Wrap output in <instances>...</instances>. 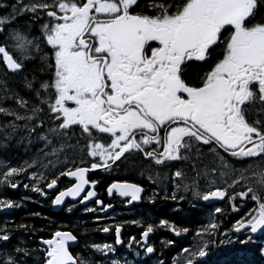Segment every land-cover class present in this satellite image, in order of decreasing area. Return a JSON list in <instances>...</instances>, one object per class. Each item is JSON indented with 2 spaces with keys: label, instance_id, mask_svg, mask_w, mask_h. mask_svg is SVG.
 I'll use <instances>...</instances> for the list:
<instances>
[{
  "label": "snow or ice",
  "instance_id": "obj_1",
  "mask_svg": "<svg viewBox=\"0 0 264 264\" xmlns=\"http://www.w3.org/2000/svg\"><path fill=\"white\" fill-rule=\"evenodd\" d=\"M0 10L5 12L0 15V59L7 71L21 73L29 62H38V72L48 76L23 77V86L38 101L31 107L29 100L0 80V102L14 99L25 113L0 106V113L13 117L0 126V131L12 130L0 138V148L8 147L19 127L16 121L21 120L29 132L21 142L27 139L31 146L33 134L43 142L24 166L0 162V168L7 169L0 171V185L16 188L19 181L15 178L34 165L47 169L72 164L74 170L67 168L59 174L76 180L52 201L60 205L65 197H79L85 185L97 183L85 178L89 169L78 166L85 161L82 156L77 161L76 150L98 158L91 169L105 170L139 153L159 167L190 163L195 173L190 176L178 168L169 177L152 167L142 170L154 183L171 179L177 191L203 201L227 196L229 201L247 198L254 202L234 225L235 232L250 233L239 243H250L252 234L264 232V0H0ZM24 16L31 20L20 25ZM35 25H39L37 31H33ZM45 109L50 120L42 118ZM76 127L81 137H76ZM98 134H108L110 142H100ZM80 138L86 139L83 146ZM67 151L73 152L72 158ZM205 157H211L209 164L204 163ZM30 179L34 180L32 191L47 195L39 186L46 179L45 172L32 171ZM58 179H51L46 187L53 189ZM29 187L24 184L25 189ZM114 190L130 197L129 203L140 200L143 192L140 185L127 181H114L109 195ZM95 195L87 191L80 203ZM171 198L177 199L175 192ZM96 203L103 205L100 200ZM17 206L12 200L0 201V209ZM232 208L239 211L235 204ZM219 227L213 215L196 234L193 247L182 249L188 253L183 264H197L198 258L206 257L214 241L204 237H211ZM102 231L109 232V227ZM152 232L148 225L141 233V246L148 254L154 252L147 244ZM0 233V242L6 244L11 238L8 230L0 229ZM76 241L71 231L58 229L49 239L41 237L43 248L20 244L10 250L0 248V264H99L74 255L70 242ZM133 242L140 243L131 237L129 249ZM121 244V226L116 225L115 245ZM86 247L105 256L116 253L113 244ZM110 264L129 261L112 259Z\"/></svg>",
  "mask_w": 264,
  "mask_h": 264
},
{
  "label": "flooded vegetation",
  "instance_id": "obj_2",
  "mask_svg": "<svg viewBox=\"0 0 264 264\" xmlns=\"http://www.w3.org/2000/svg\"><path fill=\"white\" fill-rule=\"evenodd\" d=\"M141 2H143V0H141ZM23 20L24 21L22 22L26 24L31 20V17L24 16ZM38 28L39 25H35L33 27V31H37ZM29 70L32 69L26 67V72L24 71L21 73H12L8 71V87L14 91L19 92L21 96L29 100V107H31L33 103H38L34 93L27 90L23 86L22 82H18V80H23V77L25 75H28L29 77V74L27 72ZM37 76L38 79H48L47 75L40 72L37 73ZM36 87H39V85L37 84ZM8 108H16L21 115L25 114L23 109H18V106L16 105L14 99L8 100ZM42 118L45 120L51 119L46 109ZM12 120L13 117L8 116V123H10ZM16 123L19 125V127L14 133H12L11 139L7 142L8 147L5 148L8 153V162H2L11 167L24 166L25 161L30 162L38 154V149L43 147V142L37 141L34 134L32 136V139L33 141H36L33 142L31 146L28 145L27 139H24L21 142V137H28L29 132L28 129L24 128L25 121H16ZM8 132H12V130L8 129ZM74 132L76 137H81V130L79 129V127H76L74 129ZM160 134L161 136L163 135V130ZM98 135L100 142H110L108 134ZM137 139H139V136L137 137ZM72 143L75 144L76 140L74 139ZM84 144H86V139L80 138V146H83ZM47 150L51 151V148ZM205 151H207L206 148ZM3 153L4 148H0V154ZM67 154L70 158H72V151H67ZM74 155L77 161H79L81 156L85 161L84 164H78V166L87 167L89 169V171L85 174V178L90 182L96 181L97 183L94 187H92L91 183H89L88 186H86L85 191L76 201L68 200L58 211L53 212H55L57 216H61L60 220L62 219L63 222L71 223V226H73L74 228L75 226H80L83 227L82 229H88L83 225L89 223L90 227L94 229V233L96 235L95 242L93 240L92 244L93 242L95 244L101 245L108 243L113 244L116 248L117 245H115V226L120 225L122 229L121 239L123 241V244L116 248V255L118 259L126 258L129 261V264H161V262L162 264H164L166 260H164L163 256L166 255V252L167 254L169 252V256L171 257V260H173V264H183V259L188 256V253L183 252L182 249L189 248L190 242L192 244L195 243L194 239H190V230L187 233H184L182 231L184 228L188 229V227L186 226L189 225L188 222L190 221V215L192 216L191 220L197 221L198 223L196 227V234L201 231V229L199 228H203L209 223V219L213 215L218 224L219 218L221 217V215H224V225L219 224L220 227L222 226L224 229L228 230H231L233 227L234 230L236 221L240 220L242 216H244L247 212L250 211V209L255 206L254 202L250 201V199L237 198L236 200L229 201L227 196L223 200L218 199L213 201L212 203H207L206 201L200 199H194L190 194L184 193L182 189L177 191L171 179L162 178L160 181L154 183L152 179H149L147 172H144L143 175L141 174L142 170L152 167L159 170L162 173V176L163 174H167L170 177L171 174L174 173L178 168L184 169L190 176L195 175V173L192 172L191 164L187 162H171L170 165L159 167L155 166L150 161L143 159L141 154L133 153L132 155L128 156V159L124 163L117 162V164H119V167L113 165L110 170H105L104 168L91 169V163L99 162L98 158H92L87 156L86 154L82 155L78 150L75 151ZM61 158H63V156H61ZM210 160L211 157H205L204 163L209 164ZM44 163H47V160H44ZM200 166L202 167L203 165ZM49 168L50 170H47ZM49 168L42 169L34 165L33 168L29 169L26 173H22L18 177H16L15 179L17 180L18 178L19 181L18 186L16 188H11L10 186H8L13 190L12 192L14 194H12V196L19 197L16 201L29 202L31 200L29 195L33 192V201L39 202L42 205L43 202L50 204L52 210V201L55 199L56 195L60 191L71 187L72 184L76 182V180H71L67 176H59L60 172L66 171L67 168H73L74 170V166L72 164H68L63 167L57 164L55 168ZM6 170V168H0V171ZM32 171L45 172L46 179L42 181L39 186L43 187L44 192L47 193V195H42L31 190V186L34 183V180L30 179ZM57 177H59V179L57 180L56 187H54L53 189H48L46 187V184L50 182L51 179ZM2 178L3 177H0V179ZM114 181H127L128 183L140 185L143 188V192L140 194L141 199L129 203L130 197H121L117 192L109 195L108 187ZM24 183L29 184L30 187L27 190L23 189L21 191L19 185H23L24 187ZM217 184L223 187L219 179H217ZM203 186L204 181L201 180V187ZM8 187L0 185V200H8V190L4 191V188L8 189ZM91 189L95 191L96 197L89 204L83 205V203H80V201L82 197L87 194V191ZM2 192L4 194H2ZM174 192L177 195V199L175 200L171 198L172 193ZM180 195H184L185 199L180 200ZM97 200L102 201L103 205L99 206V204L96 203ZM233 204L237 206L239 211L233 210ZM104 205H110V208L108 207L109 210H106V208L105 210L101 211L100 209ZM217 207L222 209L221 213H215V209ZM86 208L96 209V211H86ZM69 209H71V211H69ZM173 218H175V221H173ZM143 220H148L149 225H152L153 227V232L149 236L147 243L154 248V252L151 254L146 253L144 247L141 246L143 245L141 240V233L148 226V224L142 225ZM178 220H181L179 221L181 222V225L177 224ZM226 220L228 221L226 222ZM132 221H138L139 223H132ZM161 221H167L168 224L161 225ZM173 226L175 227V231H173ZM104 227H109V232L107 235L103 234L102 229ZM58 229L70 231V229L64 227ZM176 232H179L180 234L177 235ZM217 232L221 234L220 229H218ZM245 233L247 235L250 234L248 232ZM73 234L75 235V233ZM49 237H47V239H49ZM131 237H135L137 241H140V243L137 244L133 242L131 249H129V240ZM227 238L228 237H224V239ZM98 240H102L103 243H96V241ZM169 241H172V243L169 244ZM86 245L87 244H84L83 246L85 247ZM76 250H74L75 253L77 252ZM137 252L140 253L139 256L136 255Z\"/></svg>",
  "mask_w": 264,
  "mask_h": 264
},
{
  "label": "trees",
  "instance_id": "obj_3",
  "mask_svg": "<svg viewBox=\"0 0 264 264\" xmlns=\"http://www.w3.org/2000/svg\"><path fill=\"white\" fill-rule=\"evenodd\" d=\"M14 2V0H12ZM4 10H0V15H4ZM24 17H21L18 21L20 25H24L22 21ZM0 41H2V37H0ZM28 68L32 70L27 71L29 74V79L32 78V74L38 73V68L40 67L38 62H29L27 64ZM26 72V71H25ZM0 80H6L8 82V71L5 65L2 63V59H0ZM18 82H22V80H18ZM23 92V91H21ZM0 106L8 108V100L0 102ZM8 124V116L0 113V126ZM8 132V129L4 131H0V138H2ZM8 153L4 148V153L0 154V162H8ZM6 186V185H3ZM21 186V187H20ZM8 187V186H7ZM21 191L25 189L22 185H19ZM238 191L240 188H237ZM8 190L7 197L8 200H14L12 194H14L12 189L8 187V189L4 188V191ZM27 190V189H26ZM7 192V191H6ZM2 194H4L2 192ZM10 197V198H9ZM2 201V200H0ZM5 201V200H4ZM17 207H13L8 209L3 208L0 209V229H7L8 234L10 235V240L5 244L4 242H0V248H4L5 250H10L14 246L20 244L21 246H28L30 248H40V240L41 237L47 239V237L51 236V234L56 231L58 228H67L70 229L75 235L78 237L80 246L78 247L77 252L73 250L74 254H81L83 257L87 259H92L96 261L98 260L99 253H90L89 247H84V244L90 245V242L95 241L96 235L93 228L90 227L89 223L84 224L83 226L88 229H82L80 226H71V223L63 222L60 220L61 216H57L55 212L51 210V205L46 204L44 206H40L41 203L30 200L29 202H22L14 200ZM4 211V212H3ZM4 213V214H3ZM2 214V215H1ZM4 215V216H3ZM190 221L188 230H190V239H194L196 241L197 236V221H192V216H189ZM224 215H221L219 218V224L224 225ZM175 221V218H173ZM181 220H178L177 224L181 225ZM228 220H226L227 222ZM148 224V220H143L142 225ZM24 225L26 227H20ZM202 230V227L199 228ZM221 234L216 232L211 237L207 235L204 237L205 240H212L214 243H209V247L206 249L207 255L204 258H198L197 264H264V252H261L260 249L264 248V236L262 237H254L250 243L241 244L240 240L247 239V234H238L235 233L233 227L231 230L224 229L222 226L219 227ZM42 230V231H41ZM231 233V234H227ZM2 234V233H0ZM220 237V239H219ZM224 237H228L224 239ZM50 238V237H49ZM166 240V239H165ZM231 242H228V241ZM173 241V240H172ZM224 241V243H221ZM3 246V247H2ZM83 246V247H82ZM193 247V244L189 243V249ZM163 256L166 262L164 264H169L171 257L169 256V252L165 253ZM35 255L39 256L40 253H36ZM100 255V254H99ZM91 256V258L89 257ZM102 256V255H101Z\"/></svg>",
  "mask_w": 264,
  "mask_h": 264
},
{
  "label": "water",
  "instance_id": "obj_4",
  "mask_svg": "<svg viewBox=\"0 0 264 264\" xmlns=\"http://www.w3.org/2000/svg\"><path fill=\"white\" fill-rule=\"evenodd\" d=\"M71 180H73V179H75L74 177L73 178H70ZM86 186H88V185H85V188H86ZM91 186L92 187H94L95 185H92L91 184ZM92 191H94L93 189H91ZM115 192V190L113 191V193ZM83 193V192H82ZM82 193L80 194V196L82 195ZM79 196V197H80ZM79 197H75V198H73V197H65L64 199H63V201H62V203L60 204V205H53V210L54 211H58L63 205H64V203L65 202H67L68 200H71V201H76ZM95 197H96V195L94 196V197H92V198H90L88 201H85L83 204H88V203H90L91 201H93L94 199H95ZM216 200H218V199H216ZM213 201H215V200H210V201H206L207 203H212ZM99 206H100V204H99ZM102 206V205H101ZM110 208V207H109ZM109 208H107L106 210H109ZM61 231H67V230H61ZM242 231H244V230H242ZM241 231V232H242ZM121 232H122V229H121ZM263 232H258V233H256V234H253V235H261ZM151 235V233L149 234V236ZM148 239H149V237L147 238V243H148ZM71 243V247H70V251H71V249L72 248H75L78 244H79V240H78V238H77V241L76 242H70ZM142 243L144 244V241H142ZM43 246V245H42ZM120 246V245H119Z\"/></svg>",
  "mask_w": 264,
  "mask_h": 264
},
{
  "label": "rangeland",
  "instance_id": "obj_5",
  "mask_svg": "<svg viewBox=\"0 0 264 264\" xmlns=\"http://www.w3.org/2000/svg\"><path fill=\"white\" fill-rule=\"evenodd\" d=\"M166 241V240H165ZM95 242V241H94ZM93 242V243H94ZM96 242H98V243H103V241H100V240H98V241H96ZM163 243H165V242H163ZM1 244V243H0ZM92 244V242H90V245ZM3 247V246H2ZM83 247V246H82ZM90 253L92 254V253H99V252H96L94 249H91L90 248ZM116 253H117V251H116ZM116 253H109V254H107L106 256L105 255H103V254H101V253H99L98 254V260L96 259V262H99V264H110V261L112 260V259H118L117 258V255H116ZM102 255V256H101ZM104 256V257H103ZM90 258H91V256H89ZM169 264H173V261H171V262H169Z\"/></svg>",
  "mask_w": 264,
  "mask_h": 264
},
{
  "label": "bare ground",
  "instance_id": "obj_6",
  "mask_svg": "<svg viewBox=\"0 0 264 264\" xmlns=\"http://www.w3.org/2000/svg\"><path fill=\"white\" fill-rule=\"evenodd\" d=\"M3 115H4V114H3ZM16 140H17V139H16ZM35 141H36V140H35ZM35 141H33V142H35ZM37 143H38V142H37ZM17 144H19V143H17ZM39 147H40V146H39ZM21 149H22V148H21ZM22 152H23V151H22ZM22 159H23V158H22ZM23 160H24V159H23ZM47 170H50V168L47 169ZM47 172H48V171H47ZM51 172H52V171H51ZM48 175H49V174H48ZM17 180H18V178H17ZM24 184H25V183H24ZM22 186H23V185H22ZM20 187H21V186H20ZM28 192H29V191H28ZM25 194H26V193H25ZM27 195H28V194H27ZM29 196H30V199H31V200H34V199H32V198H33V192L30 193ZM9 198H10V197H9ZM11 198H13V199H15V200H18L19 197H13V196H12ZM23 198H24V197H23ZM24 199H25V198H24ZM20 200H21V199H20ZM12 201H14V200H12ZM26 202H27V201H26ZM20 203H22V201H21ZM46 204H47V203L43 202V205L40 204V206H44V205H46ZM88 204H89V203H88ZM83 205H84V204H83ZM3 210H4V209H3ZM0 211H1V210H0ZM5 211H8V208H7V210H5ZM52 211H54V210H53V205H52ZM3 212H4V211H3ZM3 214H4V213H3ZM1 215H2V214H1ZM3 216H4V215H3ZM54 232H55V231H54ZM54 232H53V233H54ZM103 234H104V235H107L108 232H107V233L103 232ZM104 235H103V236H104ZM50 238H51V237H50ZM100 241H102V240H100ZM96 243H97V242H96ZM39 244H40V248H43V247H44V246H42V244H41L40 242H39ZM79 246H80V244H78L75 248H72V249H71V252L74 254L73 250H74V249H78ZM118 247H119V245L116 246V248H118ZM89 249H90V247H89ZM78 253H79V252H78ZM78 253H77V254H78ZM74 255H75V254H74ZM184 255H185V254H184ZM186 256H187V255H186ZM185 258H186V257H185ZM183 260H184V259H183Z\"/></svg>",
  "mask_w": 264,
  "mask_h": 264
}]
</instances>
